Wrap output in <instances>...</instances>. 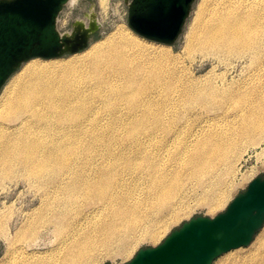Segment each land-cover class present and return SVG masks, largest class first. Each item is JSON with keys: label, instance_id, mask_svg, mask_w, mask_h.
Listing matches in <instances>:
<instances>
[{"label": "bare ground", "instance_id": "bare-ground-1", "mask_svg": "<svg viewBox=\"0 0 264 264\" xmlns=\"http://www.w3.org/2000/svg\"><path fill=\"white\" fill-rule=\"evenodd\" d=\"M227 1L222 14L211 18L213 26L203 32L199 44L235 55L252 68L251 73L230 85L225 103L213 92L204 94L221 106L225 117L189 135L176 150L172 148L179 133L166 127L157 114L158 120L152 119L150 126L156 128L147 129L117 153L109 150L100 164L82 171L85 136L90 125L98 126V97L110 74L126 80L133 113L129 115L135 119L140 96L150 85L161 88L171 77L158 61L125 52V47L135 48L138 43L122 29L80 62L59 67L33 64L8 92L2 109L15 123L0 126V168L16 165L43 193L35 221L30 219L16 236L33 232L37 237L28 247L53 245L43 255L22 248L18 264H98L103 252L129 253L141 238H157L179 217L184 177L199 176L216 161H227L234 142L264 140V0ZM107 2L101 0L104 7ZM85 18L86 25L98 20L94 11ZM151 91L149 96L156 95ZM139 126L135 124L133 135ZM159 130L174 135L163 137ZM224 193L217 191L215 205L223 202ZM6 218H0V236L10 242ZM231 264H264V243L249 259Z\"/></svg>", "mask_w": 264, "mask_h": 264}, {"label": "rangeland", "instance_id": "rangeland-1", "mask_svg": "<svg viewBox=\"0 0 264 264\" xmlns=\"http://www.w3.org/2000/svg\"><path fill=\"white\" fill-rule=\"evenodd\" d=\"M203 3L204 0H197L182 35L172 46L152 42L135 34L127 25L128 9L124 0H108L105 7L101 0H75L72 4H68L59 17L58 28L61 32L70 31L76 20L84 21L86 14L92 11L96 13L101 24L100 30L94 34L84 51L50 60L36 58L25 63L9 79L0 94V126L15 123L13 117L7 118V113L3 111L2 106L8 92L15 87L16 82L23 75L28 73L33 64L41 62L59 67L80 62L90 52L103 46L117 29H122L138 43L135 48L125 47V52L158 61L162 69L169 70L171 77L161 84V88L150 85L147 92L140 96L139 107L135 112L138 117L135 119L134 115H129L133 113L129 112L127 103L131 90L127 87L126 80L117 74H110L107 85L102 89V96L98 97L101 112L98 126L90 125L85 136L84 162L86 164L83 163L82 171L85 173L90 165L94 167L100 164L101 159L110 154L109 150L114 149L117 153L121 150L120 148L128 146L134 138L144 136L147 129L156 128L150 126L154 124L152 119L158 120L155 116L157 114L163 116L166 127L179 133L177 144H174L172 149L176 150L175 147L185 145L189 135L198 134L204 125L213 123L214 120L223 121L225 117L223 109H218L221 106L217 107V103L215 104L214 100L205 97L204 94L213 92L219 101H224L230 85L233 82L235 83L232 85L238 84L251 73L249 71L252 69L246 67L247 64L238 60L233 54L206 50L199 44L203 32L213 26V19H211L213 15L222 14L220 11L223 7L229 5L227 0H208L200 11ZM261 64H264V57ZM150 91L153 94L157 93L152 97L148 95ZM107 101H110L113 106L108 105ZM238 101L241 102L240 99ZM114 107L113 110L108 109ZM136 123H141L142 126H139L134 132L136 135H133L131 130L135 128ZM173 132L163 134L159 130L157 133L163 137L168 135L170 138L174 135ZM233 148L237 150L234 149L227 154V161L221 159L216 161L215 166L205 169L199 176L183 178L184 191L179 206H182V211L175 221L168 223L157 238L153 239L149 236L141 238L126 254L110 253L112 255L108 256L103 252L98 257V264H125L132 260L141 248L158 246L183 222L199 215L215 217L225 211L233 199L247 189L253 179L264 176V140L257 139L249 144L247 139H241L234 142ZM131 150L132 148L126 149L125 152L129 153ZM189 150L196 151L192 147ZM213 183L216 184L215 189L212 188ZM220 189L225 192L224 200L221 204L215 205L214 199ZM42 194L16 165L0 168V218L8 217L4 220L8 222L6 225L3 224V228L5 225L10 240L7 242L0 236V264L20 263L22 248H26L28 254L36 255H43L52 249V244L40 248L28 247L36 240L37 236L33 232V234L29 232L23 235L22 238L16 236L17 231L27 225L28 221H35ZM263 243L264 227L249 246L224 254L213 264H231L247 260Z\"/></svg>", "mask_w": 264, "mask_h": 264}, {"label": "water", "instance_id": "water-1", "mask_svg": "<svg viewBox=\"0 0 264 264\" xmlns=\"http://www.w3.org/2000/svg\"><path fill=\"white\" fill-rule=\"evenodd\" d=\"M70 0H0V94L32 59H56L85 50L99 20H76L61 32L59 17ZM128 27L138 36L172 46L183 33L197 0H124ZM264 227V176L253 179L225 211L183 222L156 247L141 248L125 264H213L249 246Z\"/></svg>", "mask_w": 264, "mask_h": 264}]
</instances>
